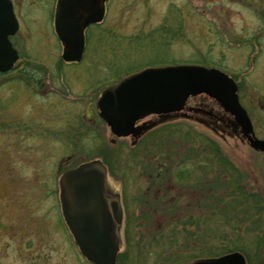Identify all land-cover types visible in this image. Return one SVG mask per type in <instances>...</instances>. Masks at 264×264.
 Segmentation results:
<instances>
[{
  "label": "rangeland",
  "instance_id": "374dc122",
  "mask_svg": "<svg viewBox=\"0 0 264 264\" xmlns=\"http://www.w3.org/2000/svg\"><path fill=\"white\" fill-rule=\"evenodd\" d=\"M11 1L20 57L0 74V264H93L64 222L58 187L65 169L93 159L127 200L135 198L123 185L127 168L170 167L164 176L174 191L181 188L177 200L194 210L193 218L185 210L183 221L164 223L144 208L147 222H125L117 264H190L234 250L247 264L257 263L255 254L264 257V154L253 157L235 138L182 117L131 143L111 133L96 107L106 86L143 67L200 64L237 77L251 69V54L249 85L260 84L253 90L264 96V0H109L77 63L61 58L51 0Z\"/></svg>",
  "mask_w": 264,
  "mask_h": 264
},
{
  "label": "water",
  "instance_id": "95a60500",
  "mask_svg": "<svg viewBox=\"0 0 264 264\" xmlns=\"http://www.w3.org/2000/svg\"><path fill=\"white\" fill-rule=\"evenodd\" d=\"M104 1L85 3V0L78 9L72 10L71 0H57L54 30L63 46V61H81L85 48L84 30L102 20ZM17 28L11 1L0 0V72L8 71L18 60V52L9 39ZM198 93L207 94L242 122L246 134L251 131L233 78L219 68L200 64L147 66L128 73L101 91L96 106L99 117L112 134L117 137L132 134L137 140L154 125L149 122L135 125L138 119L179 111L190 95ZM250 140L252 147L264 150V140ZM58 187L63 219L81 254L95 264H116L122 211L118 194L107 187L103 162L93 159L63 171ZM190 264H246V260L241 252L231 251L196 258Z\"/></svg>",
  "mask_w": 264,
  "mask_h": 264
},
{
  "label": "flooded vegetation",
  "instance_id": "af4514ba",
  "mask_svg": "<svg viewBox=\"0 0 264 264\" xmlns=\"http://www.w3.org/2000/svg\"><path fill=\"white\" fill-rule=\"evenodd\" d=\"M41 1H45V0H34L33 3L35 5H38ZM84 1L85 0H71L69 7L72 10L76 8L78 9V7L81 4H84ZM86 1L87 2L85 3L90 2V0H86ZM108 2L109 0L104 1L103 4L104 15L102 20L90 24L85 28L84 30L85 48L87 46L86 35L88 28H91L92 26L99 24L104 20L108 11L107 10ZM56 3L57 0H51L50 23L53 26H54V14H55ZM16 16L17 15H15V17ZM16 19H17L18 29H20L18 16L16 17ZM15 33L9 36V38L10 41L12 42V45L15 47V49L18 51L19 54V50L17 49L15 40L13 39ZM248 46L249 45L244 44L243 49H247ZM257 52L258 51L257 50L255 51V49L252 51V53H257ZM242 56H244V54H242ZM249 56L250 58L247 59L248 61L247 65L251 68L250 70H247L245 72H240L237 77H234L233 75L229 74L234 79L237 85V96L239 103L246 111V114L251 123V131L248 132L247 134L244 131L242 122L240 123L239 121H237L229 111L225 110L224 107L219 105L214 99H212L211 97L207 96L204 93H199L197 95L189 97L186 100L184 107L179 111L167 113V114H163V113L150 114L144 118L138 119L135 122V125H141L143 122H149V124L151 125L154 124V125L151 129L145 131L137 140L132 134L123 137H127L131 141V143H137L141 138L145 137L147 133L161 126L166 119L171 117H176V118L182 117L184 119H192L194 121H197L198 123H202L206 128L213 130L215 134L219 133L221 135L220 137L224 139L227 137L232 139L235 138L243 147H246L252 151L253 157L255 155L264 154V150L256 149L250 145L251 144L250 138H257L260 140H264V96L258 97L253 90V89H259L260 84H256L254 86L249 85L248 77L252 74V70L255 66L254 62H256L254 61V56H255L254 54H251ZM243 60L244 59L242 58V61ZM66 63H77V62L73 61ZM259 69H260L259 71L263 73L264 63ZM0 74H4V73L1 72ZM250 81L252 82V78H250ZM252 83L255 84L254 82ZM249 87L251 88V93H249L248 91ZM203 98L204 101L202 100ZM170 154L173 155V152H171ZM220 154H218V158L226 163V161H224V159L226 158L221 156ZM245 159L246 156L244 155V153H241V155L239 156V164L241 166L244 164ZM157 164L161 165V163L159 162ZM161 167H157V173H155V168L149 164L147 166L145 165L141 167H131L126 169L123 177V179L125 178V180H123V185L127 188L131 187L132 194L135 195V198L130 200H127L125 198L127 193L124 191L122 192V189L120 188L116 189L115 185L112 184V182L111 184H108V189L113 193H117L120 199L122 222L119 230L122 239H123L122 236H123L125 222H147L148 218L140 213L142 210H144V208L148 209L150 216L153 217L154 221L157 220L164 223L165 222L177 223L183 221L184 218H182V216L185 217L184 214L185 210L191 212V214L189 215L190 218L194 217L193 216L194 210L191 209L190 202L187 205H184L180 203V199L177 200V198L182 195L181 188H178L176 191H174V188L171 187V182H170L171 178H169L168 176H164V174H167L168 170L169 169L171 170V168L164 167L163 169H161ZM183 173L184 171H181L179 175H182ZM108 174L109 172L107 169V181H108ZM237 177H238L237 187L240 188L239 190H241L243 197H245L244 192L245 190H247L246 186L244 185L245 174L242 172L240 168H239V172L237 169ZM157 180H159L160 182L157 183ZM259 180H260V176H258L257 178V181ZM135 182H140L138 187L134 185ZM148 182L152 186L156 185V187L152 189L151 186L148 185ZM251 188H253V186ZM251 194L254 195V193ZM252 201L255 204L256 200H252ZM193 202L195 201L193 200ZM120 250H121V245L118 249L116 264ZM255 255L257 258L256 264H264V257H262L260 254H255ZM246 263H247V259H246Z\"/></svg>",
  "mask_w": 264,
  "mask_h": 264
}]
</instances>
